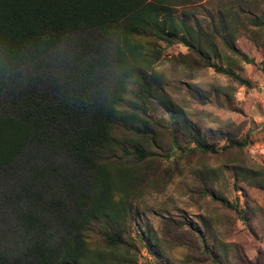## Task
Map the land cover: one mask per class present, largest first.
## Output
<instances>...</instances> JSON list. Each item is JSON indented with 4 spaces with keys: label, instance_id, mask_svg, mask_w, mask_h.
I'll return each instance as SVG.
<instances>
[{
    "label": "trees",
    "instance_id": "1",
    "mask_svg": "<svg viewBox=\"0 0 264 264\" xmlns=\"http://www.w3.org/2000/svg\"><path fill=\"white\" fill-rule=\"evenodd\" d=\"M183 3L0 0V183L10 188L3 203L13 207V234L20 235L16 244H0V264H124L115 253L122 245L118 205L128 204L140 175L115 158L120 140L113 131L124 125L138 130L142 104L158 92L146 70L157 51L144 53L138 38L180 41L199 50L215 72L250 86L230 64L216 62L220 54L202 49L199 36L185 39L187 21L170 12ZM261 3L249 23L264 41ZM129 81L135 85L131 100L125 97ZM228 141L230 147L246 144ZM196 143L200 151H214ZM248 175L264 187L253 171ZM96 226L111 251L90 245ZM137 233L161 263L155 235Z\"/></svg>",
    "mask_w": 264,
    "mask_h": 264
},
{
    "label": "rangeland",
    "instance_id": "2",
    "mask_svg": "<svg viewBox=\"0 0 264 264\" xmlns=\"http://www.w3.org/2000/svg\"><path fill=\"white\" fill-rule=\"evenodd\" d=\"M183 2L170 12L187 21L185 39L199 36L202 49L220 54L216 62L230 64L250 86L206 66L194 47L138 38L144 53L157 51L146 70L158 92L142 104L138 130L124 125L113 131L120 140L115 158L140 175L125 209L118 205L122 245L115 253L124 264H264V187L248 175L253 171L264 181V41L249 23L262 3ZM127 85L125 97L131 100L135 85ZM228 139H246V144L230 147ZM196 140L214 151H200ZM6 185L0 183V244L8 245L20 235L13 234V207L3 203L10 194ZM99 230L90 231V245L110 250ZM137 230L155 235L163 262L143 247Z\"/></svg>",
    "mask_w": 264,
    "mask_h": 264
}]
</instances>
